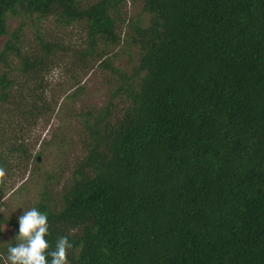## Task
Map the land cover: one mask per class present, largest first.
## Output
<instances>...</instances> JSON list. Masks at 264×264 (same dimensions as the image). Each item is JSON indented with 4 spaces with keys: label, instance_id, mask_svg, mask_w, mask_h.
Returning <instances> with one entry per match:
<instances>
[{
    "label": "trees",
    "instance_id": "trees-1",
    "mask_svg": "<svg viewBox=\"0 0 264 264\" xmlns=\"http://www.w3.org/2000/svg\"><path fill=\"white\" fill-rule=\"evenodd\" d=\"M134 1L0 0V107L21 106L23 123L50 114L46 77L64 57L112 79L107 103L77 116L85 153L60 207L47 191L34 205L46 239L68 237L69 264H264V0H140L127 18ZM25 18L84 41L36 29L27 46ZM123 34L138 51L128 73L109 57ZM31 155L14 140L0 167Z\"/></svg>",
    "mask_w": 264,
    "mask_h": 264
},
{
    "label": "rangeland",
    "instance_id": "rangeland-1",
    "mask_svg": "<svg viewBox=\"0 0 264 264\" xmlns=\"http://www.w3.org/2000/svg\"><path fill=\"white\" fill-rule=\"evenodd\" d=\"M84 8L97 0H77ZM127 18L135 19L141 14L140 0L127 3L124 9ZM143 16V22L147 20ZM24 41L27 46L33 45L36 29L40 34L55 35L65 45L80 46L84 41L83 31L78 28L56 29L52 20L34 21L25 18ZM9 32L17 26L18 21L9 19ZM124 34L122 35L123 38ZM123 38L118 47L110 48L109 57L114 53L117 58L114 66L120 71L129 72L138 60L136 48L126 46ZM5 38H0V50ZM57 41V42H58ZM64 63L51 71L46 77L47 88L44 99L52 112L42 116L36 124L24 122L13 111L16 104L3 105L0 112L3 121L0 125V152L14 140L22 142L32 154V160L24 162L9 161L10 171L7 173L6 193L0 190V258L7 260L9 245L15 246L19 234V217L40 199L42 191H47L50 204L59 208L62 186L70 179L77 161L84 156L82 130L77 116L91 109L102 108L107 103L110 77L98 65L81 71L74 63ZM3 69L0 64V74ZM12 76H16L12 73ZM27 88L22 95L29 94ZM15 95H12V97ZM18 99H14L16 103ZM17 121V122H16ZM20 124V125H19ZM18 125V127H17ZM7 153V152H6ZM10 160L9 157L6 158ZM4 196L6 198L4 199ZM57 204V205H56ZM4 250L5 253H1Z\"/></svg>",
    "mask_w": 264,
    "mask_h": 264
},
{
    "label": "clouds",
    "instance_id": "clouds-1",
    "mask_svg": "<svg viewBox=\"0 0 264 264\" xmlns=\"http://www.w3.org/2000/svg\"><path fill=\"white\" fill-rule=\"evenodd\" d=\"M7 173L0 167V190L6 193ZM6 196H4V199ZM18 243L9 245L5 264H69L68 252L73 244L67 236L60 237L53 249L46 239L49 234L47 214L35 207L19 217ZM50 257V259H49Z\"/></svg>",
    "mask_w": 264,
    "mask_h": 264
}]
</instances>
